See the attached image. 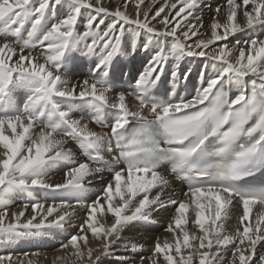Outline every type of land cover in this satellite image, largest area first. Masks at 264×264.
Instances as JSON below:
<instances>
[{
  "label": "snow or ice",
  "instance_id": "snow-or-ice-1",
  "mask_svg": "<svg viewBox=\"0 0 264 264\" xmlns=\"http://www.w3.org/2000/svg\"><path fill=\"white\" fill-rule=\"evenodd\" d=\"M133 4L135 15L127 11ZM156 5L117 0L110 10L101 0H0V238L62 228L89 191L85 181L100 171L101 153L118 150L112 159L123 167L84 205L86 218L62 245L81 264H100L128 225L151 222L169 206L174 215L166 231L174 243L157 239L139 264H264V186L241 183L264 171V31L257 34L264 30V0H226L215 8L207 38H200L199 0ZM141 36L144 50H155L134 79L133 108L111 81L110 66L126 46L134 53ZM77 52L95 57L94 66L72 82L65 72ZM188 58L210 61L212 69L201 72L191 96L175 91ZM170 59L171 95L159 91ZM190 75L191 69L183 73L185 85ZM165 161L172 175L193 179L184 199L163 197ZM54 168L63 170L62 182H50ZM35 190L44 191V200L9 213L10 194ZM257 205L254 225L246 224ZM233 209L238 225L229 233L224 221ZM89 233L96 248L88 246ZM120 246L133 253L144 247ZM11 259L0 255V264Z\"/></svg>",
  "mask_w": 264,
  "mask_h": 264
},
{
  "label": "bare ground",
  "instance_id": "bare-ground-1",
  "mask_svg": "<svg viewBox=\"0 0 264 264\" xmlns=\"http://www.w3.org/2000/svg\"><path fill=\"white\" fill-rule=\"evenodd\" d=\"M102 5L109 7L110 10H115L117 7V0H101ZM151 0H145V4L150 3ZM162 2V0H157V5ZM171 2H175V0H171ZM226 0H199V7L196 10L197 16H202L204 28L200 29L201 37L200 38H207V36L204 35L205 28L210 24L211 18L214 15V10L217 6L225 4ZM144 7V5H142ZM135 5H131L127 11L133 13L134 12ZM121 10H124L121 8ZM175 10H173L174 14ZM160 25H157L159 27ZM264 31L261 29H257V34L259 32ZM210 35V32L208 33ZM238 39H246L247 34H237ZM195 39V37L193 38ZM231 39V38H230ZM144 43V37L141 36L138 39V47L137 50L133 53L131 50L130 45L126 46V50L123 54L118 55L117 57H114L113 62L110 66V73L113 76V83L116 86L117 91H123L127 94V101L130 107L135 106L136 100L135 98L127 93L125 90L122 89L121 86V76L123 72L125 71V66L127 62H131V78L134 80L138 74L143 71L144 67L147 65L148 61L151 59V56L153 55V51L155 50V45H152L148 51H145L143 48ZM224 43V42H217V45ZM232 43H235L234 40H232ZM75 59L72 63L68 65V70L65 72V75L72 81H80L83 80L85 77L89 75L88 72H86L87 69V59L88 57H83L80 55L79 52L75 53ZM95 59V57H93ZM175 61L169 60V62L166 65L164 75L162 76L165 83L169 84L172 81L171 72L173 70V65ZM94 66V64H93ZM207 68L209 72H211V62L206 61L203 58H188L180 63L179 67V73L180 78L183 79V73L187 72L189 69H191V75L188 79L191 80L193 86H194V95L195 90L197 87H199L201 83V72L204 71V69ZM204 79H207V76L204 77ZM234 91V90H233ZM85 119H88L86 116ZM93 130L100 131L101 129L95 125L91 124L89 125ZM73 147L74 151L77 152L78 158L84 159L83 156L79 154V150L75 147V145H70ZM103 156V162L109 163L110 169H106L102 166H99L100 171L95 172L92 175H90L87 180L85 181L86 187L89 189L86 193L83 194L81 197L82 204L76 208L75 212L73 213L70 220H68L62 228H52L45 230L41 235L32 237V238H21L17 240L7 241L3 238H0V254H3V256H11V262L8 260L4 261V264H19L20 260H24L27 264V261L31 260L32 264H81L80 260L73 255L74 250L69 246L68 248H56L52 251H49L48 248L51 247L55 242H59V240H64L71 235H74L79 230V225L82 222L84 218H86V212L84 205L91 203L92 200L96 198V196L100 193V190L102 187L108 182L110 179V176L112 174L113 169H118L121 166V164H115L113 162V156H115V152L109 153L107 150L101 153ZM95 166V165H94ZM160 171L164 173L169 180V183L167 186H165L163 190V197L164 196H171L173 198H179L184 199V197L181 195L185 190L182 188L181 184L175 180V178L167 173L164 170ZM63 178V170L60 168H54L50 172V182L57 183L62 182ZM155 194V193H153ZM45 193L43 190H35L31 196H29L28 193H12L10 194L8 200V210L9 213L13 211H19L24 203L35 200H44ZM169 198V197H168ZM72 200L75 199V197L70 198ZM166 199V198H165ZM48 203H52V201L49 199L47 200ZM59 202V200H57ZM166 209H161L159 212H154L152 217L154 216H160L162 219H167L168 212ZM2 210V209H0ZM30 211V210H29ZM242 208L240 209V214H242ZM261 211L260 207L257 205L253 208L252 213L250 214L249 221H246L245 223H252L254 225L255 218L257 214ZM194 215V214H193ZM111 218L109 217V221ZM154 222V221H153ZM160 225V224H159ZM225 230L227 232H233L235 231V227L238 225V216L236 214V210L233 209L230 217L224 221ZM131 227V226H129ZM187 228L189 232L196 231L198 232V229H196L193 225L189 224L187 225ZM136 230V229H135ZM129 231V230H128ZM125 232V231H124ZM133 232V228H132ZM129 233V232H128ZM162 232L158 233V235L161 236ZM157 234L154 235H139V234H131L127 236V238H123L119 244L114 246L110 250V255L106 257H102L100 264H139V259L142 256H148L150 255V249L154 247V244L157 240L155 238ZM158 236V238L160 237ZM172 241V235H165L159 241L163 243L165 240ZM88 240H89V247L96 248L99 244L98 241H96L91 234H88ZM124 241H131L135 242L137 244L143 245V249L140 251H137L133 253L132 251H125L123 247L120 245L124 243ZM52 242V244H51ZM174 243V241H172ZM43 244H46V247H43L40 249ZM259 247V246H258ZM24 248V249H23ZM55 248V247H54ZM25 251H28V253H24ZM261 251H264V249H261ZM24 253V254H23ZM14 254V255H13ZM95 255V253H94ZM162 262V257L160 258Z\"/></svg>",
  "mask_w": 264,
  "mask_h": 264
},
{
  "label": "rangeland",
  "instance_id": "rangeland-1",
  "mask_svg": "<svg viewBox=\"0 0 264 264\" xmlns=\"http://www.w3.org/2000/svg\"><path fill=\"white\" fill-rule=\"evenodd\" d=\"M168 197H171V196H167V195L164 196V198H166V199ZM166 211L168 212V216L166 217L167 219H162L160 216H154V217H152L151 222H134V223L128 225L121 232L122 238H127V236H129L130 233L131 234H139V235H147V234L148 235H154V234H157L156 235L157 237L155 238V240H157V239L159 240L162 237H164L165 235H167V236L170 235L171 233L167 232L166 229H167V226H168L169 222L171 221L172 216L174 215V207L169 206ZM129 226H131V227H129ZM132 228H133V232H132ZM160 232H162L161 236L158 235V233H160ZM158 236H160V237L158 238ZM69 238L70 237H68V238H66L64 240L60 239L58 243L55 242L53 245H51V247L48 248V250L52 251V250H54L56 248L61 247L63 244L67 243ZM51 244H52V242H51ZM43 247H46V244H43V246L40 249H42ZM24 253H28V251H25ZM0 255H3V254H0ZM122 264H124V262Z\"/></svg>",
  "mask_w": 264,
  "mask_h": 264
}]
</instances>
